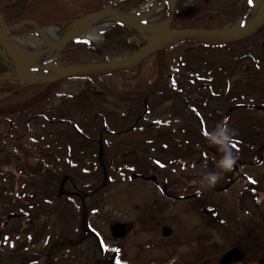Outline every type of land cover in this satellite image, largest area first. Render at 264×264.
Masks as SVG:
<instances>
[{"label": "rangeland", "instance_id": "obj_1", "mask_svg": "<svg viewBox=\"0 0 264 264\" xmlns=\"http://www.w3.org/2000/svg\"><path fill=\"white\" fill-rule=\"evenodd\" d=\"M124 1L104 0L96 11L99 0L95 4L94 0H42L31 8L34 16L28 21H36L41 30L60 39L87 21L90 14L105 10L121 13L117 6ZM192 1L133 0L126 13L132 21L118 16L108 18L91 24L86 35H76L74 39L98 47L104 42V31L122 24L126 35L122 36L120 29L110 31L113 41L108 45L113 48L104 54L105 62L84 56L87 63H69L57 58L62 45L41 61L39 51L48 43L41 30L30 24L8 31L6 36L31 45V57L12 46L30 72L49 77L72 66L129 58L165 30L179 29L170 21L175 12L188 8ZM4 4L0 1V8ZM257 5L253 2L247 11L237 9L232 20L219 29L252 22L261 9L252 20ZM2 14L0 10V20L7 27L21 23L10 25ZM121 36L133 43H124ZM221 44L206 39L171 42L159 51L160 64L156 52L140 64L142 60L136 72L107 78L103 76L110 72L98 70L100 73L65 78L56 95L27 109V116L34 114L33 119L25 120V112L1 118L3 131L13 121L11 134L15 135L7 136L5 144L3 139L0 143L4 150L0 152V264H48L46 255L52 257L51 264H102L113 256V251L119 252L111 246L136 250L135 242L147 244L140 252L154 258L151 264H183V257L188 255L184 264H221L231 250H238L241 257L242 251L246 252L250 264H262L258 259L264 256V110L257 108L264 105V23L249 36ZM0 58L8 66L0 76L30 82L1 43ZM168 76L176 85L169 84ZM117 83L122 91L114 89ZM43 84L51 87L55 83ZM140 86L146 87L142 93L138 89L123 94ZM145 94L149 95L147 104L140 99ZM114 99L124 104L120 102L116 108ZM57 105H64V114L76 123L88 119L82 129L88 127L90 132L85 137L81 133L74 137V129L66 124L44 127L42 119L47 110ZM25 107V103H19L12 108ZM9 117L14 119L8 122ZM208 134L228 139H208ZM228 154L237 159L224 170L218 163ZM240 159H246V167L238 165ZM220 172L222 189L212 184V189H202L203 193L189 203H172L163 196L162 186L169 189L171 179L179 177V186L191 193V188L204 182L209 187V177ZM139 174H152L157 182L153 178L154 184L130 179ZM199 175L206 178L202 184L188 181L189 177L203 178ZM84 193L88 194L85 200ZM120 222L134 226L123 240L124 234L113 236L110 230ZM162 226L168 229L161 231ZM161 232L171 241H161ZM184 239L188 244L175 246L173 255L165 259L170 252L168 244Z\"/></svg>", "mask_w": 264, "mask_h": 264}, {"label": "trees", "instance_id": "obj_2", "mask_svg": "<svg viewBox=\"0 0 264 264\" xmlns=\"http://www.w3.org/2000/svg\"><path fill=\"white\" fill-rule=\"evenodd\" d=\"M0 1L5 2V4L0 8V10H2V13H3L2 14L3 19L6 23L11 25L14 23H19V22L24 21V20H31V18H33V16H34V15L31 16V12H32L31 8L36 6V4L42 0H29V1H26V0H0ZM97 1L98 0H94L93 4H95ZM99 1L101 2V4L100 3L95 4V10L96 11H97V9L101 8L102 3L104 2V0H99ZM132 1L133 0H125L122 4L118 5L117 8L119 9V11L126 14L130 11L131 6L134 4V3H132ZM68 3H67V5H68ZM252 4H253L252 0H193L191 2V4L188 6V8L175 12L172 20L170 21V24L172 25V27L179 28V29L180 28H199V29H216V28H218L219 29L220 27H222L225 24H227L228 22H230L233 18V15L235 13H237L240 8L246 9V11H247L251 7ZM79 11H81V10H79ZM89 12H93V11L92 10L87 11V12L83 13L82 15L84 16V15H86V13H89ZM68 20L73 21L71 19H68ZM34 22L37 23L36 21H34ZM66 23H67V21H66ZM69 23H72V22H68L67 24H69ZM27 28H28V26H27ZM116 29L122 30V32H123L122 36L126 35L124 32L125 27L122 26V24H121V26H114V29H111V30L108 29V30L104 31V36H105L104 42H103V44H101L98 47L92 46L91 44H89L86 41L73 39L65 45V47L57 55V58L61 57L62 60H66L69 63L73 62V64L87 63L86 60L82 58L84 56L89 57V58L96 60V61L105 62L106 58H105L104 54L106 52H108V50H111V48H113L112 45H108L109 43L111 44V42L113 41V32L110 33V31L116 30ZM122 36H121V38H122V41L124 43H127L129 45H131L133 43L132 39L125 38ZM135 37H136V35H135ZM124 43H120L118 45L124 46ZM154 55L156 57L159 56L160 59L157 58V60H158V63L160 64V60H161L160 53L157 52ZM150 57H152V56H150ZM146 60L142 61L140 64L144 63ZM140 64L136 65L135 67H133L130 70H119V71L110 72L109 74H106L103 77L109 78L112 76H122V75H125L131 71L136 72V70L139 69ZM7 67H8L7 64L3 61V59L0 58V75L7 71ZM169 76L167 78L169 84L170 85H173V84L176 85V83H174L173 81L171 82V80H169L170 79ZM63 80H66V79H62V80L58 81L57 83L53 84L51 87H49L50 85L28 82L25 80H19L18 78H13L12 76H9L8 79L0 82V84L3 83V85H6L5 87L0 86V119L6 118L10 115H15V114L20 115V114H23V112H25L24 113L25 114V120L33 119L34 114H33V117L30 115L27 116V111L29 109H31L32 107H35V108L38 107L39 105H41V103L43 101L45 102L47 100V98H49L50 96L56 95L57 92L59 91V87H60L59 84ZM8 86H9V88H8ZM122 86H123V84H122ZM47 87L50 88V91L48 93L42 95V92ZM113 87L116 90H117V88H119V90L122 91L120 84H118V83L114 84ZM158 87L159 86L157 85L155 88L158 89ZM145 88H142V86H140V87H136L135 89H132L129 91L123 90L124 91L123 94L127 95L128 92L138 91V89L139 90L142 89L141 90V93H142L145 90ZM168 88H170V87L168 86ZM111 91L112 92H118V91H114V90H111ZM159 92H162V91H159ZM107 96L109 98V95H107ZM148 96L149 95H146V94L143 95L140 98V99H142L141 101L144 103L146 102V104H147V100L149 99ZM114 101H115L114 105L116 106V108H119V106H120L119 104H120L121 100L120 99H114ZM123 102H121V104H124ZM129 102L130 101L126 100V103H129ZM19 103H25L26 107L22 110L13 109L14 106H17V104H19ZM63 107H65V106L64 105H62V106L57 105L55 108H53V110H51V109L47 110V115L46 114H45L46 116L43 115L45 119H42V123H43L44 127H45V125L57 126L55 123H60L61 125L66 124L67 127L74 129V131L73 130L71 131L74 134V137L79 136V133H81V135L85 137L86 134L90 131H89L88 127L85 129H82L83 128L82 125H84V123L86 121H88V119H86L84 123H76L75 121H72L70 118H68V115L64 114ZM35 111H36V109H35ZM41 111H42V109H41ZM13 119H14L13 117H12V119L9 117V118H7V121L11 122V120H13ZM46 120H48L50 123ZM29 124H30V121L26 122L27 126ZM71 124H72V126H71ZM95 124H96V122H93V126H96ZM89 127L91 130V126H89ZM70 128H67V130H69ZM76 130H77L78 135L76 133ZM13 131H14L13 121L11 122L10 126L8 127V130H6V131H3V126L0 125V143L2 142V139H3V144L8 142L7 136L15 135V134H11V133H13ZM83 141H85V143H88L84 139H83ZM98 143H99V141H97V144ZM78 144H81V143H78ZM11 146L13 147V144ZM98 146H99V144H98ZM83 147L86 148V146H83ZM2 151H4V150H3V148L0 147V152H2ZM98 157H99V155H98ZM62 181H64L63 178H62ZM87 195H88L87 193H84V196H83L84 200L87 197ZM1 203H2V199L0 198V204ZM25 214H28V213H24V215ZM32 220H33V218L29 219V221H32ZM83 225L86 226L85 221H83ZM46 259L50 260V262L48 264H51V262L53 261V259L50 255L49 256L46 255Z\"/></svg>", "mask_w": 264, "mask_h": 264}, {"label": "water", "instance_id": "obj_3", "mask_svg": "<svg viewBox=\"0 0 264 264\" xmlns=\"http://www.w3.org/2000/svg\"><path fill=\"white\" fill-rule=\"evenodd\" d=\"M253 1L258 4L261 3L260 5L261 9H260L258 16L252 22L246 24L245 26L235 28V29L225 28V29H214V30L167 29L164 32H162L160 35H158L151 44L142 48L141 50L136 52V54L130 56L127 59H123L119 61H111L108 63H94V64H87V65L72 66L64 70H61V72L57 75H53L49 77H38V76H35L32 72H30L28 67L24 65L21 57L16 52L12 44L11 43L9 44L1 34H0V43L3 46V48L8 52V54L11 56V58L15 61L18 69L23 73L24 77L27 80L33 83H42V84L43 83H57L58 81L62 79L69 78L72 76H80L84 74L89 75L91 71H94V70H101L102 73H104V72H113V71L131 69L132 67L139 64L142 60H144L149 55H152L156 52L163 50L169 43L177 42L183 39H193V40H205L206 39L211 42L228 43V42H232V41L244 38L246 36H249L253 34L256 30H258L264 23V0H253ZM106 12L113 13L117 15L119 18L132 21L130 16L124 13H120V12L112 11V10L110 11L105 10V11H101L96 14H90L86 17V19L93 18L95 16L101 15ZM24 24H30L37 30L42 29L38 27L32 21H28V20H25L21 22L19 25L14 26V27H7L2 22L3 28L6 30L4 31L5 34L8 31L11 32V31L18 29ZM74 38H76V35L69 33L66 39L63 41L60 49H62L70 40ZM8 78L9 77L6 75L0 76V81L6 80ZM44 94H45V91L42 92V95ZM129 229H130L129 224H120V223L113 224L110 227V230L113 236L123 235L125 231H128ZM240 257L241 255L238 250H231L220 260V263L227 264L228 262L236 260Z\"/></svg>", "mask_w": 264, "mask_h": 264}, {"label": "flooded vegetation", "instance_id": "obj_4", "mask_svg": "<svg viewBox=\"0 0 264 264\" xmlns=\"http://www.w3.org/2000/svg\"><path fill=\"white\" fill-rule=\"evenodd\" d=\"M261 109L264 110V105H263V107ZM205 132H206V130H205ZM218 136H221V134H217L215 136H212V135L210 136V134H208L207 137H208V139H215V140H217L218 139ZM245 162H246V159L245 160L244 159L243 160L240 159L238 165H240L241 167L243 166L242 168H244V167H246V163ZM218 165H220V162L218 163ZM214 175L218 176V179L214 183H212V184L215 186V188L222 189V187H221V185H222V178H223L222 173L220 172V173L214 174ZM198 177H203V178H198L197 179V178H194V177H189L188 181H193V182L195 181L193 183V185H196L197 183H201L202 181H206V178L204 177V175H199ZM132 178H135V179L138 178L142 182L144 181V182H149V183H153L154 184V182L151 180V178H153L157 182L156 177L154 175H152V174L132 175V176H130V179H132ZM180 181L181 180H180L179 177H176L175 179H171L170 180V183H169V186H170L169 189H167L166 186H165V184H163V186H162L163 187V190H162L163 191V196L166 197L165 199L168 200L169 202L177 203V202H181V201H183V202L184 201H187V203H189V202H191L192 199H194L193 197H196L198 194L201 195L203 193L204 190H202V189H206V188L207 189H210V188L212 189V187H213L212 184H209L210 186L209 187H206L207 185L205 186V182H204L203 184L201 183L202 185L205 186L204 188H201L202 185H200L199 187H193V188H191L192 192L190 193V192H188L189 189L182 188V185L179 186ZM248 182H249V180H248ZM181 184H182V182H181ZM184 187H186V186H184ZM240 192L242 194L244 192V190L242 189ZM194 206H195V204H194ZM120 223H122V224H129L130 225V229L128 231H125L124 237L121 238L123 240V239H125L126 235H128V234L131 233V231L134 228V226L132 224H130L129 222L128 223L127 222H120ZM165 228H167V227L166 226H162L161 227V231L163 229H165ZM87 230L91 233L92 237H94L93 230H90L88 228V226H87ZM161 236H162L161 241H171V238L168 237V236H163L162 235V232H161ZM113 240L115 241L117 239L116 238H113ZM178 241L181 242V243H175V242L171 243L170 242L168 244V247L170 248V250H169L170 252L168 253V255H167V257L165 259L168 260L169 259V255L170 254L173 255V252L175 250V246L178 247L181 244L182 245H187L188 244V239L178 240ZM99 243H101L103 245V248L106 249V245H104L101 240H99ZM134 245L137 246L136 247L137 248L136 250H133V248L130 247V246H125V247L122 246V247H118V248L115 247V246H111V249H115L116 248L115 250L117 252L118 251L119 252L118 253H115V251H113V253H114L113 256L112 257L110 256L108 258V260L105 259L102 264H151L154 261V258L153 259L149 258V257H151L150 254H142L140 252L141 250H144V246L143 245H147V244H143L142 242H135ZM140 246H142V247H140ZM234 248L238 249L237 247H233V249ZM107 249H109L108 245H107ZM137 252H140V254H137ZM182 253L184 255V252H182ZM244 253H246V252H243L242 251V254L243 255H242L241 259L240 260L239 259L233 260L231 264H250L249 263V260H250L249 257L250 256L247 253L244 255ZM114 255H115V257H114ZM180 255H181V253H180ZM147 256H149V257H147ZM112 258H113V260H112ZM187 259H189V255H188V257H183V261L182 262L185 263ZM180 260H181L180 257H178V261H180ZM258 260H259V262H261L262 264H264V256L262 258H259ZM98 263L101 264V261H98ZM95 264H96V262H95Z\"/></svg>", "mask_w": 264, "mask_h": 264}, {"label": "bare ground", "instance_id": "obj_5", "mask_svg": "<svg viewBox=\"0 0 264 264\" xmlns=\"http://www.w3.org/2000/svg\"><path fill=\"white\" fill-rule=\"evenodd\" d=\"M260 5H261V3L257 5L258 7H257L256 11L251 16L252 20L256 17L257 13L259 12V9L261 7ZM115 17H117V15H115L113 13H109V14L103 13V15L98 16L94 20L88 19L83 24L79 25L77 27V29L75 28L72 31H70V34H73V35H79V34L84 35L85 33L89 32V30H91V27H90L91 24H95L96 22H99V21H102V20L107 21L108 18H109V20H111L112 18H115ZM249 22H250V20H249ZM85 24H86V28H82L83 25H85ZM235 28H239V27L237 26ZM235 28H233V29H235ZM4 31H6V30L3 28L2 22L0 20V34L6 39V41L9 44L11 43L15 47H18V52H19V50H22L23 52H26L29 57H31V50H30L31 47H32L31 45H26V44H24L22 42H18V41L13 40L12 37H7L6 34L4 33ZM11 32H13V31H11ZM41 34L43 35V38L45 39V41L48 43L47 47H45V48H43V49H41L39 51V53L42 55V57H41V61H42L43 59L48 58L49 56L55 54L56 51L59 49L58 47L60 45H62L63 41L66 39L67 36H65L64 38H60L59 39L58 37L54 36V34L52 32L47 31V30H41ZM195 41H197V40H195ZM42 64L43 63L41 62L40 65L43 66ZM91 73L96 74V73H100V71L94 70V71H91Z\"/></svg>", "mask_w": 264, "mask_h": 264}, {"label": "clouds", "instance_id": "obj_6", "mask_svg": "<svg viewBox=\"0 0 264 264\" xmlns=\"http://www.w3.org/2000/svg\"><path fill=\"white\" fill-rule=\"evenodd\" d=\"M233 131H235L233 129ZM219 140H224L228 139L227 137L224 136H218ZM237 157L232 156L231 154L226 155L221 161H220V166L224 170H228L232 167V165L236 162ZM218 179V176L212 175L209 177L208 184L214 183Z\"/></svg>", "mask_w": 264, "mask_h": 264}]
</instances>
